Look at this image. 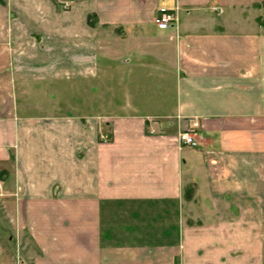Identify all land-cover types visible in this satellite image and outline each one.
I'll use <instances>...</instances> for the list:
<instances>
[{"label":"crops","instance_id":"0c3cea01","mask_svg":"<svg viewBox=\"0 0 264 264\" xmlns=\"http://www.w3.org/2000/svg\"><path fill=\"white\" fill-rule=\"evenodd\" d=\"M62 1L0 0L1 200L33 264H264V0Z\"/></svg>","mask_w":264,"mask_h":264},{"label":"rangeland","instance_id":"374dc122","mask_svg":"<svg viewBox=\"0 0 264 264\" xmlns=\"http://www.w3.org/2000/svg\"><path fill=\"white\" fill-rule=\"evenodd\" d=\"M93 85L90 86L93 88H89L88 90L87 85L84 86V90L89 92V95L94 99H90L92 100L91 102H89V99H84L80 102L79 115L85 117L84 119L95 117L101 122V120L103 121L104 115L114 112L118 113L119 110H105L104 93L100 90V87L95 88V85ZM143 95L147 97V94ZM164 95L167 96L165 92L159 93V96ZM118 97L119 94H117V101ZM72 112L77 113L71 108L64 109L65 115H71ZM2 196L0 186V264H33V256L37 251L36 245L29 234L18 225L15 219L17 206L8 205L3 202L1 200L3 198Z\"/></svg>","mask_w":264,"mask_h":264},{"label":"built area","instance_id":"2783aa9c","mask_svg":"<svg viewBox=\"0 0 264 264\" xmlns=\"http://www.w3.org/2000/svg\"><path fill=\"white\" fill-rule=\"evenodd\" d=\"M62 11H68L72 7V2L63 0L60 3ZM178 22V14L176 10H170L167 8H161L158 12L157 17L155 18V24L159 30L166 31L173 28ZM191 125L188 130L181 132L179 134V142L185 146L196 148L201 143V138L199 136V121L196 119L190 120ZM103 141H106L105 137L101 138Z\"/></svg>","mask_w":264,"mask_h":264}]
</instances>
